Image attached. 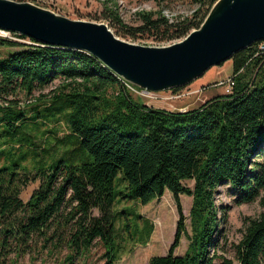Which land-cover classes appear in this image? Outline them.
I'll return each instance as SVG.
<instances>
[{"label":"trees","instance_id":"obj_1","mask_svg":"<svg viewBox=\"0 0 264 264\" xmlns=\"http://www.w3.org/2000/svg\"><path fill=\"white\" fill-rule=\"evenodd\" d=\"M190 1L197 8L189 18L170 23L161 16L154 18L152 12L142 13L143 26L129 28L130 34L121 30L114 34L135 37L151 32L160 42L181 39L200 27L217 0ZM30 41L23 44L0 37V48L14 49L0 58V129L6 138L1 144L11 147L0 150L5 160L0 165V225L14 210L28 211L18 224L20 234L28 235L54 223L62 206H72L73 220L78 221L71 244L82 251L100 240L106 264H114L118 231H127L140 242L144 234L149 239L152 230L149 224L146 230L137 229L136 223L134 229L122 224L120 216L128 214H112L114 203L135 199L146 205L169 192L178 215L173 241L165 255L151 257L147 264H233L218 254L222 217L215 194L218 187L228 186L238 204H249L264 192V161H256L264 158V42L232 57L231 93L193 110L172 112L133 98L95 57ZM56 79L62 80V86L42 108L25 110L17 102L4 101L17 92L30 95L42 90ZM59 120L68 133L55 138L50 163L35 162L44 182L22 204L12 177L25 170L30 155L36 156V145L23 131ZM186 181L193 186H186ZM120 184H125L123 193ZM182 195L191 198L189 232L179 203ZM93 210L100 216L92 217ZM118 221L121 227H116ZM244 226L243 237L234 246L235 262L264 264V212ZM182 236L188 245L177 256Z\"/></svg>","mask_w":264,"mask_h":264},{"label":"rangeland","instance_id":"obj_2","mask_svg":"<svg viewBox=\"0 0 264 264\" xmlns=\"http://www.w3.org/2000/svg\"><path fill=\"white\" fill-rule=\"evenodd\" d=\"M9 1L28 3L70 21L102 23L107 25L108 28L112 26L110 29L113 32L121 30L122 32L127 31V34L132 33V31H128L129 28L134 29L143 26L142 17L140 16L142 13L152 12L154 18L161 16L169 20L170 23H176L184 18L191 17L197 8V5H194L190 0L165 2L161 0ZM113 16H116L118 21L114 20ZM121 26L126 28L120 29ZM195 30L197 29L190 30L186 36ZM119 34L121 36L117 37L128 44L154 48L171 46L179 43L186 37L184 36L181 39L168 42H160L156 39L154 33L151 32L144 35L138 33L135 37L122 36V33ZM13 37L17 38V41L20 43H31L29 38H19L16 35ZM13 52L14 49L0 48V58H4ZM116 77L124 86L125 84L131 86L122 78ZM228 77H233L231 60L218 67L210 68L201 78L177 90L173 89L157 93L149 92L152 94L151 97H142L134 92H131V94L133 98L139 100L147 107L172 112H185L201 106L215 96L223 95L224 89L220 86H214V84ZM60 86H62V80L56 79L42 90H35L30 95L24 92H17L11 96L4 97V101L8 102L12 100L17 102V106L25 110H29L34 106L42 108L50 103V98L55 92H58ZM1 132L2 129H0V144L6 139ZM23 132L36 145V156L30 155L27 163H25V170L18 171V174L12 177V180L16 179L18 200L22 204H26L33 193L40 189L44 182V176L38 173L39 167L35 162L50 163L52 154L56 151L53 147L55 138L61 139L68 133V129L64 121L59 120L39 125L36 129L29 126ZM10 148V145L1 144L0 146V150L7 151ZM11 152L17 154L14 150ZM58 155L56 156L58 157ZM262 160L264 161V158H258L256 161L262 162ZM4 163L5 160L0 158V165ZM61 182L62 179H58L54 188L56 189ZM185 185L192 187L193 182L186 181ZM124 187L125 184H120L118 190L123 193ZM67 198L68 196H66ZM235 198V194L228 186L217 188L215 204L218 208V216L222 217V223L219 226L218 254L231 259L233 264H237L234 259V246L243 237L246 220L257 218L264 212V192H261L260 196L249 204H238ZM179 203L186 218V230L189 232L188 216L191 208V198L182 195L179 197ZM122 211L128 214L127 217L120 216L122 224L126 223L134 229V224L136 223L139 230H146L149 224L152 225V230L149 239L144 234L143 241L140 242L133 239L129 232L118 231L119 254L114 264H147L151 257L163 256L167 253L173 241L178 220L176 204L169 192H165L160 199L153 200L146 205H142L135 199H122L118 203L115 202L112 214ZM91 215L92 217H99L100 213L97 210H93ZM27 216H29L28 211L14 210L3 220V224L0 225V264H106L107 255L102 241L95 240L90 248L82 251L71 244L72 235L77 228L75 222L78 221L77 218L73 220L75 217H73L72 206H62L59 215L55 217V222H51L47 227H43L42 231L30 232L28 235L22 236L20 234L22 228H19L18 224L19 222H23V218ZM137 216L140 218L134 221V218ZM125 219L128 221L126 222ZM117 226L121 227L119 221L116 224ZM187 245L188 241L186 237L182 236L175 254L177 256L183 255Z\"/></svg>","mask_w":264,"mask_h":264},{"label":"water","instance_id":"obj_3","mask_svg":"<svg viewBox=\"0 0 264 264\" xmlns=\"http://www.w3.org/2000/svg\"><path fill=\"white\" fill-rule=\"evenodd\" d=\"M0 30L95 57L140 90H177L257 42H264V0H217L200 27L179 43L128 44L102 23L70 21L28 3L0 0Z\"/></svg>","mask_w":264,"mask_h":264},{"label":"built area","instance_id":"obj_4","mask_svg":"<svg viewBox=\"0 0 264 264\" xmlns=\"http://www.w3.org/2000/svg\"><path fill=\"white\" fill-rule=\"evenodd\" d=\"M14 35H16V34L0 30V37H2V38L17 40L16 38L13 37ZM234 83H235L234 82V77H228L225 80H221L218 83H215L214 86L222 87L224 89V94H229L233 90ZM125 87L130 92H134V93H136L139 96H142V97H151L152 96V94L147 92V91H140V90L135 89L134 87L129 86L127 84H125ZM171 98H175V97H171Z\"/></svg>","mask_w":264,"mask_h":264}]
</instances>
